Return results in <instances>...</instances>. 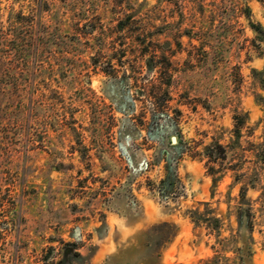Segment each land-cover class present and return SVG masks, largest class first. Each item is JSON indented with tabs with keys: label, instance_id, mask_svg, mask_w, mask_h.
I'll return each mask as SVG.
<instances>
[{
	"label": "rangeland",
	"instance_id": "1",
	"mask_svg": "<svg viewBox=\"0 0 264 264\" xmlns=\"http://www.w3.org/2000/svg\"><path fill=\"white\" fill-rule=\"evenodd\" d=\"M258 24L260 0H0V264H264Z\"/></svg>",
	"mask_w": 264,
	"mask_h": 264
},
{
	"label": "trees",
	"instance_id": "2",
	"mask_svg": "<svg viewBox=\"0 0 264 264\" xmlns=\"http://www.w3.org/2000/svg\"><path fill=\"white\" fill-rule=\"evenodd\" d=\"M260 1H262L264 3V0H260ZM248 11H250V10H248ZM254 29L256 31H258L259 33H262V35H264V28L260 24L254 26ZM216 147L221 150V153L224 156V157L223 156L222 157L225 158V149H224V147L221 144H217ZM209 151H210V153L208 154V157L211 159V158L214 157V149L210 150V148H209ZM165 184H166V181H165ZM242 197H244V191H242ZM238 220H239L240 225L244 224L243 210L242 209H239V211H238ZM248 221H249L248 223H249V225L251 227L252 226L251 225V220H248ZM214 263H215V261H214Z\"/></svg>",
	"mask_w": 264,
	"mask_h": 264
},
{
	"label": "water",
	"instance_id": "3",
	"mask_svg": "<svg viewBox=\"0 0 264 264\" xmlns=\"http://www.w3.org/2000/svg\"><path fill=\"white\" fill-rule=\"evenodd\" d=\"M173 141H176V138L175 137L173 138Z\"/></svg>",
	"mask_w": 264,
	"mask_h": 264
}]
</instances>
